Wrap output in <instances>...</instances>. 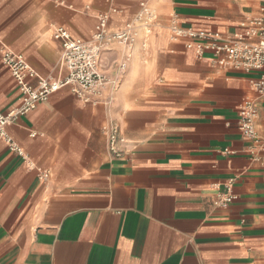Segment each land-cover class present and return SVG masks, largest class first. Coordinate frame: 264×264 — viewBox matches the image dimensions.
<instances>
[{"label": "crops", "instance_id": "crops-1", "mask_svg": "<svg viewBox=\"0 0 264 264\" xmlns=\"http://www.w3.org/2000/svg\"><path fill=\"white\" fill-rule=\"evenodd\" d=\"M141 3L156 23L104 46L97 102L62 87L6 125L23 154L0 138V264H264V152L238 128L250 98L263 129V70L197 56L169 28L175 18L231 33L264 0H0V112L20 105L4 49L62 76L57 26L89 39L100 13L112 31ZM112 122L129 140L119 158L107 145ZM228 184L234 198L221 207Z\"/></svg>", "mask_w": 264, "mask_h": 264}, {"label": "built area", "instance_id": "built-area-1", "mask_svg": "<svg viewBox=\"0 0 264 264\" xmlns=\"http://www.w3.org/2000/svg\"><path fill=\"white\" fill-rule=\"evenodd\" d=\"M108 21V13H100L89 39L71 36L63 26L54 29L53 37L61 45L60 65L66 70L59 77L41 76L22 53L3 50L2 62L9 68L20 91V105L6 113L0 112V138L8 142L10 149L23 154L22 149L8 137L6 125L16 121L20 115L33 109L37 102L46 100L60 88L69 87L83 102H97L108 80L100 64L104 46L113 40L132 42L137 27L142 28L144 36H148L156 23V14L141 3L134 20L123 27L110 31ZM169 28L171 36L183 40L186 48L193 49L197 56L209 51L217 64L230 65L245 71L263 70L255 82V89L259 94H264V5L260 12L239 23V29L231 33L182 26L175 18H171ZM116 64L119 70L126 66L124 60ZM111 83L117 85L118 79H111ZM256 114L257 108L253 99H244L238 108V128L242 136L254 143L257 151L264 152V124L262 131H258L255 125ZM105 131L109 152L113 157H122L129 140L121 133L117 123H110ZM47 176L46 171L40 175L42 178ZM230 187L228 184L226 190L218 193L216 204L226 207L234 198Z\"/></svg>", "mask_w": 264, "mask_h": 264}]
</instances>
